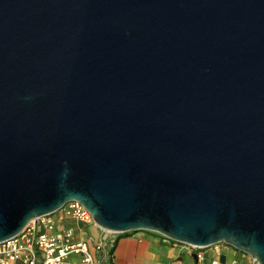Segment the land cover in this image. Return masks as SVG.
I'll use <instances>...</instances> for the list:
<instances>
[{
  "label": "water",
  "instance_id": "obj_1",
  "mask_svg": "<svg viewBox=\"0 0 264 264\" xmlns=\"http://www.w3.org/2000/svg\"><path fill=\"white\" fill-rule=\"evenodd\" d=\"M71 201L264 264V0H0V244Z\"/></svg>",
  "mask_w": 264,
  "mask_h": 264
},
{
  "label": "built area",
  "instance_id": "obj_2",
  "mask_svg": "<svg viewBox=\"0 0 264 264\" xmlns=\"http://www.w3.org/2000/svg\"><path fill=\"white\" fill-rule=\"evenodd\" d=\"M65 221L83 225L94 224L90 214L79 203L68 202L52 214L29 221L16 236L1 243L0 264H103L95 261L89 251L88 241L75 239L71 229L61 228ZM108 234L115 233L103 231L100 242L94 247L95 250L101 249V243ZM163 239L171 241L164 237ZM218 255L216 252L215 256ZM242 255L248 258L247 264H254L249 256ZM195 258L196 264H201L200 253H196ZM209 264L244 263L235 258L220 263L213 258Z\"/></svg>",
  "mask_w": 264,
  "mask_h": 264
},
{
  "label": "crops",
  "instance_id": "obj_3",
  "mask_svg": "<svg viewBox=\"0 0 264 264\" xmlns=\"http://www.w3.org/2000/svg\"><path fill=\"white\" fill-rule=\"evenodd\" d=\"M61 228L71 229L75 239L88 241L89 251L95 261L103 264H196V253L201 255V264H209L213 258L220 263L233 258L244 264L248 263L246 256L224 244L192 249L148 231L108 234L101 243V249L95 250L94 247L103 234V230L96 225L65 221ZM216 252L218 256H215Z\"/></svg>",
  "mask_w": 264,
  "mask_h": 264
},
{
  "label": "trees",
  "instance_id": "obj_4",
  "mask_svg": "<svg viewBox=\"0 0 264 264\" xmlns=\"http://www.w3.org/2000/svg\"><path fill=\"white\" fill-rule=\"evenodd\" d=\"M122 234H128V233H122Z\"/></svg>",
  "mask_w": 264,
  "mask_h": 264
}]
</instances>
